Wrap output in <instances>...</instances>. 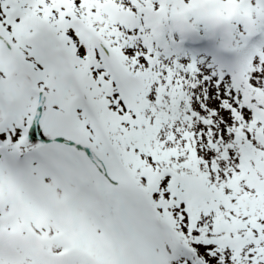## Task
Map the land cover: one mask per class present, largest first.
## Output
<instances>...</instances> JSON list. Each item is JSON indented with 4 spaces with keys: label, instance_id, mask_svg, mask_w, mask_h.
Listing matches in <instances>:
<instances>
[{
    "label": "snow or ice",
    "instance_id": "6c2138e0",
    "mask_svg": "<svg viewBox=\"0 0 264 264\" xmlns=\"http://www.w3.org/2000/svg\"><path fill=\"white\" fill-rule=\"evenodd\" d=\"M0 264H264V0H0Z\"/></svg>",
    "mask_w": 264,
    "mask_h": 264
}]
</instances>
